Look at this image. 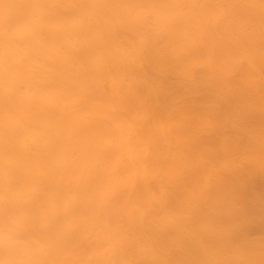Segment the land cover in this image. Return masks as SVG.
I'll use <instances>...</instances> for the list:
<instances>
[{"label": "bare ground", "instance_id": "bare-ground-1", "mask_svg": "<svg viewBox=\"0 0 264 264\" xmlns=\"http://www.w3.org/2000/svg\"><path fill=\"white\" fill-rule=\"evenodd\" d=\"M0 264H264V0H0Z\"/></svg>", "mask_w": 264, "mask_h": 264}]
</instances>
